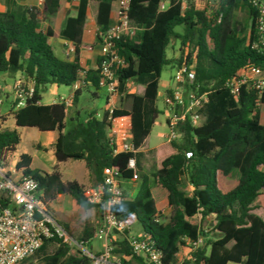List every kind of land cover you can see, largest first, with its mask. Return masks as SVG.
<instances>
[{
	"label": "trees",
	"instance_id": "1",
	"mask_svg": "<svg viewBox=\"0 0 264 264\" xmlns=\"http://www.w3.org/2000/svg\"><path fill=\"white\" fill-rule=\"evenodd\" d=\"M70 1L44 0L41 12L25 8L19 13H0V72H20L34 82L33 96L12 111L15 125L57 131L53 145L56 161L82 160L95 184L101 182L105 166L116 170L120 180H130L132 172L127 168V160L136 157L157 118L158 79L163 66L173 60L166 53L170 39L178 38L180 50L184 51L182 60L179 58L181 65L188 67L193 63L192 80L186 79L188 88L197 87L198 92L207 95L201 111L206 118L195 127L183 122L181 139L158 144L154 149L153 171L138 174L140 181L135 195L123 196L120 204L112 208L124 220V233L134 223L140 224L160 251V263L132 252L126 237L113 243L112 252L130 256L139 264H264V218L255 212L264 211V89L258 93L243 86L234 97L224 84L244 64L264 69V54L254 45L258 37L257 9L247 0H217L205 15L195 10L191 2L182 9L179 0H170L166 9L159 10L160 0H130V24L139 30L133 37L123 35L115 43L117 53L125 61V66L116 71L118 91L130 102V108H116L113 116L129 119L134 150L114 154L106 114L101 120L93 112L84 121L72 118L66 129L68 113L62 103H39L48 84L68 86L76 80L86 81L74 92L72 102H76L82 89L100 88L98 70L83 67L79 59L83 26L89 11L98 29L105 30L112 21V5L116 0H78L75 15L64 17L56 32L53 26L56 14L61 5ZM240 6L247 8L249 19L243 35H240L243 29L238 32L236 27L228 26L231 12ZM40 16L49 23L45 30L39 27ZM53 36L74 44L71 59L55 55L48 40ZM129 79L146 81L143 94L125 91L124 84ZM170 95L167 90V96ZM2 119L1 116L0 165H4L6 153L14 151L19 142L15 128L1 127ZM30 162V155L22 153L14 168L36 181L37 194L47 212L65 230L49 209V203L58 194L71 196L84 209L95 206L87 201L82 184L62 180L57 166L45 172L30 168ZM232 171L238 172V179L228 188L220 182L219 174L226 176ZM184 173L192 186L188 194L179 189ZM156 194L173 207L166 223L156 221ZM3 204L11 205L7 200ZM196 215L200 220L212 216L210 228L216 236L205 242L207 250L197 248L189 253V258L180 261L182 237L193 240L204 235L201 224L190 220ZM46 241L53 242L55 248L42 257L43 264L89 262L76 246L57 237L44 239L43 243ZM121 263L130 264L125 259Z\"/></svg>",
	"mask_w": 264,
	"mask_h": 264
},
{
	"label": "built area",
	"instance_id": "2",
	"mask_svg": "<svg viewBox=\"0 0 264 264\" xmlns=\"http://www.w3.org/2000/svg\"><path fill=\"white\" fill-rule=\"evenodd\" d=\"M169 1L160 0L158 9H166ZM179 2L181 8L184 9L190 0H179ZM247 2L258 11V37L254 45L264 54V0H247ZM129 8L130 0H116L110 25L103 31L99 29L96 31L99 52L95 68L98 70V85L106 90V102L103 111L96 112L94 117L101 120L106 114V121L110 123L109 138L114 154L134 150L131 140L128 139L129 119L126 116H113V111L116 109L115 100L119 96L116 71L125 66L124 58L117 53L115 43L123 35L133 37L139 30L138 26L130 24ZM66 49L68 55L74 54L72 42L67 45ZM189 66L181 65L174 72V86L171 95L166 97L168 107L177 110L166 119L167 140L181 139L180 125L185 121L193 127L201 124V111L207 102V95L205 92H198L197 87L188 88L185 91L184 82L188 81L186 80L188 78L191 81L193 77V67ZM18 73L19 76L15 78L11 86L13 110L23 106L26 99L31 98L34 93L32 79ZM86 83L84 80L73 82L70 85L73 93ZM224 84L234 97L243 86L261 93L264 89V69L255 64H244L226 78ZM3 89L4 85L0 78V90L3 91ZM73 93L68 97L57 99V102L62 103L66 110L72 104ZM119 118L123 120L120 126L117 124ZM189 155L190 153L187 152L186 157ZM127 168L132 172L130 180L135 181L138 178V169L134 156L127 160ZM12 174L15 175L16 171H7L4 165H0V264H19L21 260L34 254L44 239L53 237L79 248L89 258L87 264H112L113 245L108 239L109 232L124 229V220L119 218L112 209L120 204L124 196L120 186L121 180L116 170L105 166L102 169L101 182L94 187L86 188L84 193L88 202L102 209L100 226L94 236L105 240L106 243L98 253H92L82 241L74 239L52 218L37 194L36 181L30 175H24L21 172L15 176ZM6 200L11 205H4L3 201ZM182 241L183 246L181 247H186L191 252L204 244V237L200 235L193 240L182 237ZM128 242L132 252L153 263H160L161 253L155 248L147 234H143L140 238L131 237ZM186 258H189V255Z\"/></svg>",
	"mask_w": 264,
	"mask_h": 264
},
{
	"label": "crops",
	"instance_id": "3",
	"mask_svg": "<svg viewBox=\"0 0 264 264\" xmlns=\"http://www.w3.org/2000/svg\"><path fill=\"white\" fill-rule=\"evenodd\" d=\"M194 1L196 2L195 3L196 5H198L199 3H203V1H207L210 3H214V4L218 2L217 0H194ZM77 4H78V0H71L70 2H65L63 5L60 6V9L56 14V19H55L56 23L59 22L58 27L55 29L56 32L62 26L61 23L65 16L66 17L74 16L73 14L63 13L61 9L63 7L74 5V9L76 12ZM41 5H42V0H0V13L7 12V11L10 13H19L25 8L27 9L31 7H34L36 10H39L41 8ZM114 10H115V3H113L112 5L111 18H113ZM42 22L46 24V21L42 20ZM97 29L98 27L93 22L90 12L87 11L86 18L84 21V26H83L82 39H81L83 45L85 46L81 45L82 48L79 51V59H80L81 65L88 69L95 68L96 60L98 57L99 46H98L97 39H96ZM54 38L56 42H55L54 47H52L50 39H54ZM48 40L56 56H58L61 59H71L72 58V57H68L69 55L66 49L70 41L63 39L60 36H53V37H50ZM176 41L179 43L178 40ZM172 45L173 43L170 42L169 43L170 55L176 57L179 52V47L177 45L176 50H175L174 47L172 49L171 47ZM56 47H59V54H56L54 50L56 49ZM166 53H167V57L170 59V55H168L169 54L168 48L166 50ZM17 76H19L18 72L16 73L0 72L1 83L4 85L3 91L0 90V115L3 118L1 120V127L7 128V129L15 128L19 134V142L16 145L14 151L6 153L5 165H4L5 170L7 171L15 170L14 166L17 160L19 159V155L22 153H26L30 155L31 157L30 168L32 169H39L41 171L50 172L55 166H57V169L61 173L62 180L64 181L65 180H76L78 183L82 184L85 188L94 187L95 185H97L98 183L95 184L94 179L90 177L88 170L86 169L84 162L82 160H66L62 162L56 161L54 157L53 145L57 138V131L55 130L40 131L36 127H21V126L15 125V121L12 115L13 95L11 91V86L13 84L14 78H16ZM145 82H146L145 80H140V79L138 80L129 79L124 84L125 91L129 93L141 95L143 94V91H144ZM159 82H160V77L158 79V93H159ZM173 84H174L173 81L169 80L165 84V87H166L165 90L168 88H171ZM46 86H48L46 96L44 95L45 91H42L41 100L39 102L40 104H43V105L57 102V99L59 97H68L70 94L73 93V89L70 85L66 91L60 90L61 85L48 84ZM101 88L102 87L94 88L92 86H89V87L82 89L80 95L77 97L76 102H72L71 106L69 107L72 109V112L69 115H67V117L69 119L78 118L79 120L84 121L89 113L91 112L96 113L99 111H103L105 107V102H106V90L104 88L103 89ZM83 90L87 91V93L90 96V99L92 100V103L94 101H97L99 97L102 96L101 97L102 105L98 109L95 108V106L89 107L88 110L84 111V115L80 117V109L82 107L81 106L78 107V103H79L78 101H79V98ZM157 97H158V94H157ZM115 106L116 108L128 110L130 108V102L124 99L123 97H121V94L119 93V96L115 100ZM68 109H67V113H68ZM169 109L170 107H168V110ZM170 114L171 113L169 110V114L166 115L164 118L165 128L162 126V129L160 128L158 131L154 133V139H155L154 144H152L151 146L145 147L147 140L149 139V137L151 136L153 132V127L155 123L157 122L156 120L152 124L150 134L148 135V137L146 138V140L144 141V143L138 150L135 158H136V164H137V169H138L139 174H141L142 167L148 168V171H149L148 174H150L153 171L154 154H155L154 149L158 144L165 142L167 140L168 129L166 126V119ZM117 124L118 126L123 124L122 118L118 119ZM129 132L130 134H128V139L131 140L130 129H129ZM22 134H25L31 140V146H29V148L27 149L19 150V145L21 142ZM149 159L151 161L150 165H148ZM73 162H76V163H73ZM82 164L84 166V170L81 175V180H79L78 178H76V175L74 174L75 172L74 170H75L76 165L82 166ZM19 172L20 171H16L15 175H17ZM13 175L14 174H12V176ZM65 175H67V177ZM133 182L134 181L129 180V179L128 180L123 179L120 181V186L123 190L125 197H132L135 195L138 187ZM163 200H166V199H163ZM155 206H156V211L158 213V216H160V212H162L160 208L162 205L156 204ZM49 209L53 217L57 221H59L62 225H64L67 232H69L70 229L75 230L77 240L82 241L84 245L88 244L89 245L88 249L92 253H98L103 249V246L106 243L105 240L98 239L94 236V233L100 226V222H101L102 209L100 207L94 206V207L84 209L80 207L71 196L66 195V194H58L56 198L49 203ZM134 224L131 226L128 232L133 231ZM127 234L125 233L123 237H126L127 239H129L133 236L132 234L131 235H127ZM140 234L142 235L145 233L143 232V230H141ZM108 239L111 241V244L117 242L115 241L116 239L113 237L111 232H109ZM41 246L38 249H40ZM54 248L55 246L52 248L50 253L53 252ZM115 254L118 256V262H112V264H122L121 259H125L130 264H139L137 261L132 260L130 256H123V255L120 256L118 253H115ZM112 258H113V254H112ZM36 260L39 261L38 264H43L42 257L36 258ZM227 264H237V263L229 262Z\"/></svg>",
	"mask_w": 264,
	"mask_h": 264
},
{
	"label": "rangeland",
	"instance_id": "4",
	"mask_svg": "<svg viewBox=\"0 0 264 264\" xmlns=\"http://www.w3.org/2000/svg\"><path fill=\"white\" fill-rule=\"evenodd\" d=\"M191 5L193 6V8L197 11H201L203 13H205V15L208 14L209 11H211L216 4L214 3H210V2H207V1H203V3H199L198 5H196L195 1L194 0H191ZM43 5H44V0H42V5H41V8H40V11H42V8H43ZM29 9H35L34 7H31ZM34 11V10H33ZM61 11L63 13H67V14H73L75 15V9H74V5H70L68 7H63L61 9ZM66 17V16H65ZM42 17L40 16V18H38V24H39V27L42 29V30H45L46 27L49 25V23L46 22L43 23L42 22ZM45 21V20H43ZM248 11H247V8L244 7V6H240L238 8H235L233 9V11L231 12V15L228 19V26L229 28H237L238 32H241V30L243 29V32L240 33V35L245 32L246 30V27L248 25ZM42 23V24H41ZM58 24L59 22H54L53 23V26H55V29L58 27ZM63 23H61L62 25ZM180 27H176V31H180ZM51 40V44H52V47H54L55 45V38L54 39H50ZM179 39L178 38H175V37H172L170 39V42L173 43V45L171 46L172 49L174 47V49L176 50V46L178 45L179 47V52H178V55L176 57L174 56H171L170 55V48H169V45H168V55H170V59H173L172 62L170 63H167L163 66L162 68V71H161V75H160V82H159V93H158V97L155 101V105L156 107H158L159 109V113L157 115V118H156V123L153 127V132L151 134V136L149 137V139L147 140L146 144H145V147H148V146H151L152 144H154L155 142V139H154V133L156 131H158L160 128L162 129V126L165 128L164 126V118L166 115L169 114V110H170V113L171 114H174L176 112V110H173V109H169L168 110V105L166 104V97H167V90H172L173 89V86L171 88H168L165 90V84L169 81V80H172L174 82V79H173V74L174 72L180 67L181 65V60L183 58V54H184V51L183 50H180V41L179 43L176 41ZM81 45L82 46H85L83 45L82 43V40H81ZM58 51H57V50ZM55 52L56 54H59V47H56ZM188 51L190 50V48L187 49ZM73 55H69L68 57H72ZM179 58L181 59L179 61ZM189 67H193V63L190 64ZM15 80V78H14ZM14 82V81H13ZM184 89L185 91L188 89V86H187V81L184 82ZM69 88V85H61L60 86V90H63V91H66L67 89ZM47 89H48V86H45L44 87V91H45V96H46V92H47ZM103 89V88H101ZM102 96L99 97V99L97 101H94L92 103V100L90 99V96L89 94L87 93L86 90H83L80 98H79V103H78V107L81 106L82 108L80 109V117H82L84 115V111L85 110H88L89 107H92V106H95V108H100L101 105H102V99H101ZM204 107V106H203ZM203 109V108H202ZM72 112V109L69 108L68 109V115ZM206 118V115L202 114L201 115V122ZM71 125V119H69L68 117L66 118V129L69 128ZM29 146H31V140L25 135V134H22V137H21V142H20V145H19V150H24V149H27L29 148ZM154 158H155V154H154ZM73 163H76V162H73ZM151 161L149 159L148 161V165H150ZM5 165V163H4ZM83 170H84V166L82 164V166H78L76 165L75 166V172L74 174L76 175V178H78L79 180H81V175L83 173ZM148 168L147 167H142L141 169V174H148ZM139 174V172H138ZM220 175V182L223 183V185L225 187H233L236 182H237V179H238V172L237 171H232L230 172L228 175L226 176H222L221 174ZM67 177V175H65ZM139 181H140V177L138 176V178L133 182L137 187H138V184H139ZM179 189L181 191H183L184 193L188 194L190 193L191 189H192V186L187 178V175L184 173L181 175V178H180V185H179ZM155 198V201H156V204H159V205H162L161 206V210L162 212H160V216H158L157 218V222H162V223H166L170 220V217L172 215V212H173V207L167 202V200H163V199H160L159 196L156 194L154 196ZM160 210V211H161ZM255 212L259 215H261L263 218H264V211L263 210H255ZM193 223H196V224H201L202 228H203V232H204V244L201 245V248H204L205 250L208 249V246L205 244V242H208L210 239H213L215 236H216V233L213 229H211L210 227L212 226V216H207L206 218H204L203 220H200L199 216L196 215L194 217H192L190 219ZM142 230L141 226L139 223H135L134 224V229L133 231L131 232H127L128 234L127 235H133L132 237H142L143 234L141 235L140 234V231ZM111 234L113 235V237L116 239L115 241H119L123 236H124V231L123 230H111L110 231ZM74 239H77L76 238V233H75V230H72L70 229V231L68 232ZM130 237V236H129ZM113 245V243H112ZM55 246V244L51 241H46L42 244L41 248L38 249L34 254L24 258L23 260H21L19 262V264H38V260H36V258H39V257H43L47 254L50 253V251L52 250V248ZM114 246V245H113ZM85 247H89L88 244H85ZM190 253V249L186 248V247H180V251L178 252V258L179 259H183V258H186ZM113 254V258H112V262H118V256L112 252Z\"/></svg>",
	"mask_w": 264,
	"mask_h": 264
}]
</instances>
